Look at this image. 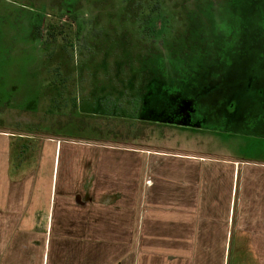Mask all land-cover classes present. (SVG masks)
I'll return each instance as SVG.
<instances>
[{"label":"rangeland","instance_id":"374dc122","mask_svg":"<svg viewBox=\"0 0 264 264\" xmlns=\"http://www.w3.org/2000/svg\"><path fill=\"white\" fill-rule=\"evenodd\" d=\"M32 2L0 3V126L264 159V0Z\"/></svg>","mask_w":264,"mask_h":264},{"label":"crops","instance_id":"0c3cea01","mask_svg":"<svg viewBox=\"0 0 264 264\" xmlns=\"http://www.w3.org/2000/svg\"><path fill=\"white\" fill-rule=\"evenodd\" d=\"M224 260L264 264V159L0 126V264Z\"/></svg>","mask_w":264,"mask_h":264},{"label":"trees","instance_id":"16d2710c","mask_svg":"<svg viewBox=\"0 0 264 264\" xmlns=\"http://www.w3.org/2000/svg\"><path fill=\"white\" fill-rule=\"evenodd\" d=\"M48 35L50 36L51 39H57L62 36V38H66L67 34L65 33V30L62 28V25H58L57 23L50 22L48 23L47 29H46Z\"/></svg>","mask_w":264,"mask_h":264},{"label":"flooded vegetation","instance_id":"af4514ba","mask_svg":"<svg viewBox=\"0 0 264 264\" xmlns=\"http://www.w3.org/2000/svg\"><path fill=\"white\" fill-rule=\"evenodd\" d=\"M5 1L7 3H14V4H16L15 6L25 8L26 10H33L32 6L34 5V3L32 1H34V0H23L24 2H17L15 0H5ZM1 2H3V0H0V3ZM11 5H13V4H11Z\"/></svg>","mask_w":264,"mask_h":264}]
</instances>
